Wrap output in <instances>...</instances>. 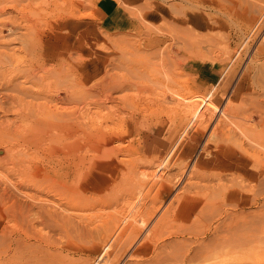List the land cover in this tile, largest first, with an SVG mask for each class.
<instances>
[{"label": "rangeland", "instance_id": "374dc122", "mask_svg": "<svg viewBox=\"0 0 264 264\" xmlns=\"http://www.w3.org/2000/svg\"><path fill=\"white\" fill-rule=\"evenodd\" d=\"M147 1L169 4L183 21L145 18L144 35L167 38L152 49L136 37L103 43L106 72L82 82L48 49L68 32L65 20L94 13L95 0H0V182L18 183L20 200L33 204L24 220L0 199V232L27 227L51 243L14 241L7 264H19L21 250L38 264H264V0ZM191 11L207 28L187 23ZM195 58L230 76L226 91L223 79L193 87ZM199 93L234 111L226 121L215 109L202 123L182 116L180 100ZM138 117L126 134L125 120ZM157 128L160 146L140 152ZM41 210L53 218L42 221ZM228 250L240 260L223 262Z\"/></svg>", "mask_w": 264, "mask_h": 264}, {"label": "crops", "instance_id": "0c3cea01", "mask_svg": "<svg viewBox=\"0 0 264 264\" xmlns=\"http://www.w3.org/2000/svg\"><path fill=\"white\" fill-rule=\"evenodd\" d=\"M148 3L147 0H95L94 13L89 15L90 17L68 18L64 21L68 32L59 39L52 38L51 48L48 50L56 55L57 65L60 64V57L70 61L67 67L65 64H60L61 68L65 67V72L73 74L82 82L96 79L106 72L107 52L101 46L103 43L110 42L112 44L136 37L139 47L152 49L165 43L167 38L158 33L144 35L147 27L144 22L145 18L154 23H160L170 18L171 22L183 21L181 18L174 19L173 10L169 4L156 2V6L154 5L151 9L146 8ZM134 6L143 8L142 16L136 12ZM186 16L187 23L196 29L203 30L209 24L207 17L198 11H191ZM83 32L84 34H82ZM85 32L89 33L85 34ZM188 67L194 74L192 81L194 88L206 91L223 79V84L219 88L226 91L225 80L227 79L228 82L230 76L227 75L224 80L225 73H222L221 68L213 62L203 58H195ZM139 120V118H127L125 120L127 124L126 134L134 133L132 131L135 127L133 123ZM160 130L157 128V130L146 132V136H154L152 140L156 139L157 143L147 140L144 143L141 142L137 146L140 152L156 151L160 146L162 137L159 133ZM153 145H155L154 149H152ZM149 146L151 147L150 150H148Z\"/></svg>", "mask_w": 264, "mask_h": 264}, {"label": "bare ground", "instance_id": "6f19581e", "mask_svg": "<svg viewBox=\"0 0 264 264\" xmlns=\"http://www.w3.org/2000/svg\"><path fill=\"white\" fill-rule=\"evenodd\" d=\"M254 1V0H253ZM250 3V2H249ZM255 3V2H254ZM255 27V26H254ZM251 28V30L253 31V29H255V28ZM152 28V27H151ZM170 29V28H169ZM249 33V32H248ZM182 40V39H181ZM183 41V40H182ZM170 45V44H169ZM107 78V77H106ZM103 80V79H102ZM105 80V79H104ZM122 80H124V81H126L124 78H122ZM121 80V81H122ZM130 79H128V81H129ZM113 81V80H112ZM116 81H118V80H114V82H113V85L111 84V86H114V84H115V82ZM110 82V81H109ZM131 82V81H130ZM124 83V82H123ZM122 83V84H123ZM116 84H117V82H116ZM118 84H119V82H118ZM131 84V83H130ZM126 85H128V84H126ZM125 85V86H126ZM118 86V87H117ZM117 86H114L115 88L117 87V88H119V86L120 85H117ZM110 87V86H109ZM122 87H124V86H122ZM126 87H128V86H126ZM111 88V87H110ZM114 88V89H115ZM125 88V87H124ZM111 89H113V88H111ZM113 89V90H114ZM106 90V89H105ZM109 92V91H108ZM184 92V91H183ZM189 94H191L190 92H188ZM187 93V94H188ZM107 95V94H106ZM186 95V94H185ZM112 97H113V95H112ZM182 100L183 101H181L180 100V102L182 103V104H184L183 106L185 107V109L189 112L187 115H182V116H186L187 118H191V119H193L194 121H195V118H197L198 120H200L201 121V123L202 122H204V121H208L207 119H213V113H215L214 111L215 110H218V111H220V112H223V120H227L226 119V117L230 114V113H232L233 111H234V106L232 105V104H227V103H224V105L222 106V107H220L214 100H212L210 97H208V96H206V95H204L203 93H199V94H192V95H187L186 97L184 96L183 98H182ZM204 107V109H202ZM177 109V108H176ZM215 109V110H214ZM202 110V111H201ZM173 111V110H172ZM206 111H208V113H210V115L209 116H207V114H206ZM236 111V110H235ZM97 112V111H96ZM178 112V111H177ZM238 112V111H237ZM156 113H158V112H156ZM35 114V117L36 116H39V115H41L40 114V112L38 111V112H36V113H34ZM243 114V113H242ZM178 115V114H177ZM236 115H237V113H236ZM221 116V117H222ZM262 116V115H261ZM215 117V116H214ZM229 117V116H228ZM231 117V116H230ZM263 117V116H262ZM139 118V117H138ZM219 118V117H218ZM71 119V118H70ZM191 119H189V120H191ZM196 119V120H197ZM214 119H216V118H214ZM220 119V118H219ZM233 119V118H232ZM231 119V120H232ZM193 120H192V124L194 123L193 122ZM217 120V119H216ZM233 120H235V118L233 119ZM210 121V120H209ZM191 122V121H190ZM189 122V123H190ZM219 122V121H218ZM228 122V121H227ZM205 123H207V122H205ZM204 123V124H205ZM216 123H217V121H216ZM223 124H225L224 122H222ZM230 123V122H229ZM235 123H237V121H235ZM191 124V125H192ZM222 124V125H223ZM227 124V123H226ZM233 124H234V122H233ZM238 124V123H237ZM134 125V124H133ZM198 125V124H197ZM215 125V124H214ZM213 125V126H214ZM201 126H202V124H201ZM206 126V125H205ZM239 126V125H238ZM237 126V127H238ZM198 127H199V125H198ZM233 128V127H232ZM246 128V127H245ZM205 129V128H204ZM214 129V128H213ZM254 129V128H253ZM185 130V129H184ZM230 130V129H229ZM242 131H243V129H242ZM245 131V130H244ZM251 131V130H250ZM248 132V133H251V132ZM115 132V131H114ZM199 132V131H198ZM200 132H201V130H200ZM217 132H219L218 130H217ZM221 132V131H220ZM224 132V131H223ZM237 132V131H236ZM247 132V131H246ZM225 133V132H224ZM223 133V134H224ZM240 133V132H239ZM101 134H103V133H101ZM197 134V133H196ZM222 134V133H221ZM220 134V135H221ZM222 134V135H223ZM244 134V133H243ZM216 135H218V133L216 134ZM228 135V134H227ZM246 135H247V133H246ZM99 136V135H98ZM241 136V135H240ZM116 137V136H115ZM242 137V136H241ZM253 136H251V138H252ZM100 138V137H99ZM102 138V137H101ZM104 138V140H106V139H108V138H110V139H112L111 137H109V136H104L103 137ZM102 138V139H103ZM224 138V137H223ZM226 139V138H225ZM224 139V140H225ZM227 139H229L228 137H227ZM226 139V141L227 142H229L228 140ZM253 139V138H252ZM210 140V139H209ZM235 140V139H234ZM233 140V141H234ZM218 141H220V139L218 140ZM232 141V142H233ZM246 141V140H245ZM250 141V140H249ZM3 142H5V141H3ZM220 142H222V140L220 141ZM219 142V143H220ZM218 143V144H219ZM247 143V142H246ZM221 144V143H220ZM241 144V143H240ZM107 146V145H106ZM106 146H104V147H106ZM239 146V145H238ZM249 146V145H248ZM150 147V146H149ZM237 147V146H236ZM8 148V147H7ZM103 148V147H102ZM151 148V147H150ZM152 148H154V145L152 146ZM240 148V147H239ZM238 148V149H239ZM110 149V148H109ZM112 149V148H111ZM222 150V149H221ZM241 150H243V148L241 147ZM241 150L239 151V153H241ZM109 152V151H108ZM242 152H246L247 154H249L250 156L252 155L253 157L255 156L257 159H258V155L256 154L257 152L255 151V149H252V148H245ZM212 154V153H211ZM221 155V154H220ZM2 157H3V155H1ZM5 156V155H4ZM2 157H0V158H2ZM254 157V159H256ZM9 158V157H8ZM219 158V157H218ZM12 159V158H11ZM260 159V158H259ZM1 160V159H0ZM261 160V159H260ZM262 163H264V161H262ZM157 169V168H156ZM196 170V169H195ZM146 171V170H145ZM147 173V172H146ZM148 174V173H147ZM153 174V173H152ZM159 174V173H158ZM161 174V173H160ZM207 176V175H206ZM167 177V176H166ZM152 178V177H151ZM153 179V178H152ZM209 179V178H208ZM160 180H163V179H160ZM9 182H11L10 180H8ZM8 181H6L5 180V182H3V183H1L0 182V199L2 200V201H9V199H10V202H11V200L13 201V207H12V210H15V211H18L19 212V216L22 218V219H28V215H29V213L28 212H30L32 209H33V204H31V202H27V201H23V200H20V197H18V194L20 193L19 192V187L20 186H18L16 183H14V182H11V184L8 182ZM191 181V180H190ZM154 183V182H153ZM161 183H162V181H161ZM165 183V182H164ZM193 185V184H192ZM163 186V184L161 185V187ZM160 187V186H159ZM123 188V187H122ZM161 189V188H160ZM19 192V193H18ZM168 192L166 191L165 192V194H167ZM24 194V193H23ZM115 194V193H114ZM117 194V193H116ZM177 194H179V193H177ZM111 196V195H110ZM179 196V195H178ZM29 197H30V195H29ZM119 197V196H118ZM30 199H31V197H30ZM184 200V199H183ZM182 200V201H183ZM12 203V202H11ZM204 203V202H203ZM44 204V203H43ZM11 205V204H10ZM5 207V206H4ZM7 207V206H6ZM9 207V209L7 208V210L5 211V212H9V210H11V208H10V206H8ZM35 207V206H34ZM144 207V206H143ZM45 208V205H44V207H43V209ZM4 209H6V208H4ZM42 209V208H41ZM42 209V210H43ZM12 210L9 212V215H10V213L12 212ZM30 210V211H29ZM41 210V212L40 213H38V216L41 218V220L42 221H45L46 219H48L49 217H52V212H51V210H49L47 213H44L43 211ZM47 210V209H46ZM168 211H169V209H167ZM35 211V210H34ZM35 213H37V212H34L33 214H35ZM7 215V214H6ZM11 215H13L14 216V214L13 213H11ZM15 216H16V214H15ZM34 216V215H33ZM54 217H55V215H54ZM59 217V216H58ZM34 218V217H33ZM53 218V217H52ZM224 218V217H223ZM24 219V220H25ZM23 220V221H24ZM34 220V219H33ZM32 220V221H33ZM41 221V222H42ZM48 221V220H47ZM145 221V220H144ZM25 222V221H24ZM32 223V222H31ZM68 223V222H67ZM70 223V222H69ZM30 224V223H29ZM4 226H6V227H3V230L0 232V233H2L1 235H3V237L4 236H6L5 238H7L5 241H6V244L4 245V248H3V252H2V254H3V261H4V264H7L6 262H8V260H9V257H7V255L10 253V251L12 250L11 249V244H13L14 243V241H21L22 239H28V240H31L32 238H34L36 241L37 240H40V241H43V242H45L46 243V245L47 246H44V247H46V248H49L50 247V245H49V243H50V241L49 240H47V239H49V238H47V239H45V237H43V235H39V234H37L34 230H29L27 227L26 228H23V231H17V232H13V231H11V233H9V231L8 232H6L5 231V229L7 228V225H4ZM52 226V225H51ZM30 227V226H29ZM32 227V226H31ZM237 227V226H236ZM9 228V227H8ZM80 228V227H79ZM217 228V227H216ZM31 229V228H30ZM33 229V228H32ZM38 229V228H37ZM81 229V228H80ZM79 229V230H80ZM83 230V229H82ZM15 233V234H14ZM253 233V232H252ZM14 234V235H13ZM22 234H24V238L22 237ZM33 240V239H32ZM39 241V242H40ZM29 242V241H28ZM33 242H35V241H33ZM41 243V242H40ZM44 243V244H45ZM27 244V243H26ZM31 244H34V243H32L31 242ZM37 244V243H36ZM42 244V243H41ZM51 244V243H50ZM146 244V243H145ZM149 244V243H148ZM48 245H49V247H48ZM254 245V244H253ZM252 245V246H253ZM40 246H43V245H40ZM158 246V245H157ZM146 247V246H145ZM250 248V247H249ZM63 250H65V247H63V248H61V251H63ZM238 251V250H237ZM237 251H235V250H231V251H229L228 250V252L226 251V252H224V253H220L222 256H224V258L222 259V261L223 262H225V261H229V260H240V258H241V255H239L240 253H237L236 254V252ZM244 251V250H243ZM242 251V252H243ZM209 252V251H208ZM247 252H249V251H247ZM257 251H255V253H256ZM261 252V251H260ZM45 253V252H44ZM206 253V252H205ZM210 253V252H209ZM246 253V252H245ZM244 253V256H247V254H245ZM208 254V253H207ZM210 255V254H209ZM220 255V256H221ZM264 255V254H263ZM255 256V255H254ZM19 257L21 258V260H20V262H19V264H38V256L36 255V254H28V253H26V252H23L22 250H21V252H20V255H19ZM237 257V258H236ZM40 258H41V255H40ZM256 258V257H255ZM245 259V258H244ZM264 260V259H263ZM222 262V263H223ZM229 262H232V261H229ZM42 264V263H41ZM44 264H46V263H44ZM229 264H239V263H235V262H232V263H229Z\"/></svg>", "mask_w": 264, "mask_h": 264}]
</instances>
